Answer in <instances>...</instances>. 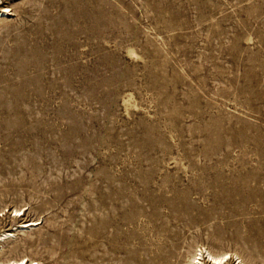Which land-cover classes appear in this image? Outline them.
Instances as JSON below:
<instances>
[{
  "label": "rangeland",
  "instance_id": "1",
  "mask_svg": "<svg viewBox=\"0 0 264 264\" xmlns=\"http://www.w3.org/2000/svg\"><path fill=\"white\" fill-rule=\"evenodd\" d=\"M3 232L26 264H264V0H0Z\"/></svg>",
  "mask_w": 264,
  "mask_h": 264
},
{
  "label": "bare ground",
  "instance_id": "2",
  "mask_svg": "<svg viewBox=\"0 0 264 264\" xmlns=\"http://www.w3.org/2000/svg\"><path fill=\"white\" fill-rule=\"evenodd\" d=\"M13 211L15 212V215H19L21 213L20 212L21 209H14ZM38 223H41V222H39L38 220H29L26 222L24 221V223L20 225L18 224L19 225L18 228L32 227V226L37 225ZM10 236H12L11 232H3L2 234H0V241L8 239ZM200 257L206 258L208 261L207 262L208 264H226L227 261L231 258L228 252L213 253V252L206 250L205 248H203V250L200 248L191 257L189 264H198ZM235 259H236L235 260L236 262L234 264H243L242 261L238 257L235 256ZM0 264H26V262H24L23 258H20V259H7L5 261L0 260Z\"/></svg>",
  "mask_w": 264,
  "mask_h": 264
}]
</instances>
